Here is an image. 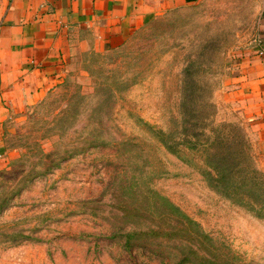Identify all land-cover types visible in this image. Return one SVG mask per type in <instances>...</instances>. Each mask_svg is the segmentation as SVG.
<instances>
[{
    "label": "rangeland",
    "instance_id": "obj_1",
    "mask_svg": "<svg viewBox=\"0 0 264 264\" xmlns=\"http://www.w3.org/2000/svg\"><path fill=\"white\" fill-rule=\"evenodd\" d=\"M262 13L261 0H201L160 16L116 50L100 51L89 36L87 44L73 49L63 82L8 123L0 154V264H189L188 257L190 264H203L200 256L212 255L235 264H264V219L211 190L196 167L170 155L146 130L180 133L182 96L192 69L197 94L213 104L215 116L200 104L189 110L209 117L206 124L213 131L246 140L254 166L264 173L259 131L241 110L234 78L239 64L260 45ZM102 89L116 96L101 121L107 130L102 140L144 146L160 173L136 191L130 184L142 176L126 170L117 148L110 146L87 150L21 183L24 176L14 169L30 165L22 153L30 158L39 144L46 153L58 151L54 119L74 94L95 102L93 95ZM89 112L85 109L69 132L70 140L86 125L98 124ZM146 188L155 200L166 198L193 220L210 241L159 231L151 235L150 230L168 225L160 222L158 206L145 212Z\"/></svg>",
    "mask_w": 264,
    "mask_h": 264
},
{
    "label": "crops",
    "instance_id": "obj_2",
    "mask_svg": "<svg viewBox=\"0 0 264 264\" xmlns=\"http://www.w3.org/2000/svg\"><path fill=\"white\" fill-rule=\"evenodd\" d=\"M201 0H0V154L8 123L64 80L73 49L122 47L160 16ZM260 45L238 66L236 95L264 153V0Z\"/></svg>",
    "mask_w": 264,
    "mask_h": 264
},
{
    "label": "trees",
    "instance_id": "obj_3",
    "mask_svg": "<svg viewBox=\"0 0 264 264\" xmlns=\"http://www.w3.org/2000/svg\"><path fill=\"white\" fill-rule=\"evenodd\" d=\"M194 74L196 72L189 69L185 80L181 112L184 122L178 128L180 133L176 131L165 136L161 132H156L153 127H146V130L158 140L159 144L163 145L170 155L196 167L211 190L255 217L264 219V173L254 166L248 142L243 141V139L239 140L237 135L230 139L225 130L213 131V128L210 129V126L206 124L210 119L209 117L203 118L201 113L196 112L195 109L189 110L190 106L200 104L202 107L207 106L209 108L210 117L215 116L213 104L209 100L206 101L204 96L197 94V84L199 82L192 80ZM101 93L102 95H98ZM98 94L93 95L95 98L98 97L95 102L88 101L90 97L74 94L69 99L66 109L61 111L59 116L54 119L55 126L53 129L58 137L54 144L62 146L58 151L46 153L39 144L40 149L30 158L27 153H22V159L29 160L25 161V164L29 163L30 165L15 167L14 173L24 176L20 180L21 183L27 180L31 182L45 176L58 168L61 162L87 150L108 148L110 146L117 148L119 159L123 160L125 167H127L126 170L133 173L134 176L138 175L139 178L142 176L138 181L133 180L130 184V187L136 191H139V187L147 185L148 178L157 176L160 173L158 167L151 162L149 153L144 146L132 141L102 140V137L107 135V130L101 121L110 115L116 96L107 89L99 90ZM85 109L90 110L89 118L98 121V124L86 125L78 132V138L70 140L69 132L74 130L75 126L81 122L80 118L84 115ZM84 137L86 138L84 139ZM109 137L112 136L109 134ZM168 137L169 139L166 140ZM192 154L201 158L203 163L199 164ZM34 157L39 158V162L36 164L31 161ZM55 159H57L56 163ZM142 180L144 181L141 183ZM19 185L16 187L18 188ZM143 202L145 212L148 209L150 210V207L155 208L158 206L160 222L168 225L160 226V229L150 230L151 235L159 232L185 234L190 241L195 240L193 235H198L206 241H210L207 236L200 232L198 225L193 220L183 214L166 198L159 196L155 200L152 189L146 188L143 191ZM131 243L132 241L129 240L128 244L131 245ZM192 253L199 255L194 251ZM211 257L213 259L205 256H200L199 259L203 264H235L228 257H224V260H220L222 258H218L216 255ZM187 262L192 263L193 258L188 257Z\"/></svg>",
    "mask_w": 264,
    "mask_h": 264
}]
</instances>
